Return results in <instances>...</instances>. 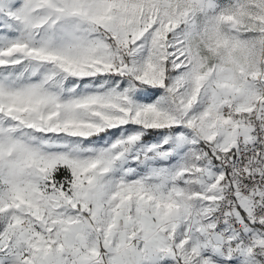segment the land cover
I'll return each instance as SVG.
<instances>
[{
    "label": "snow or ice",
    "instance_id": "obj_1",
    "mask_svg": "<svg viewBox=\"0 0 264 264\" xmlns=\"http://www.w3.org/2000/svg\"><path fill=\"white\" fill-rule=\"evenodd\" d=\"M0 264H264V0H0Z\"/></svg>",
    "mask_w": 264,
    "mask_h": 264
}]
</instances>
